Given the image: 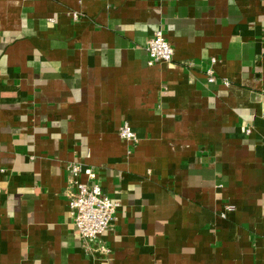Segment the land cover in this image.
I'll return each mask as SVG.
<instances>
[{"label":"crops","instance_id":"crops-1","mask_svg":"<svg viewBox=\"0 0 264 264\" xmlns=\"http://www.w3.org/2000/svg\"><path fill=\"white\" fill-rule=\"evenodd\" d=\"M76 162L119 203L100 240ZM0 264H264V0H0Z\"/></svg>","mask_w":264,"mask_h":264},{"label":"built area","instance_id":"built-area-1","mask_svg":"<svg viewBox=\"0 0 264 264\" xmlns=\"http://www.w3.org/2000/svg\"><path fill=\"white\" fill-rule=\"evenodd\" d=\"M147 52L150 64L171 62L174 56V48L162 31L149 39ZM208 72V80L215 81L212 70ZM119 133L133 144L138 142L137 134L128 122L122 125ZM70 185L73 190L69 195V210L75 226L86 241L100 240L110 228L119 203L103 192L97 171L84 163L76 162L70 166ZM233 210L232 204H225L222 217H227ZM100 249L106 251L104 245Z\"/></svg>","mask_w":264,"mask_h":264}]
</instances>
